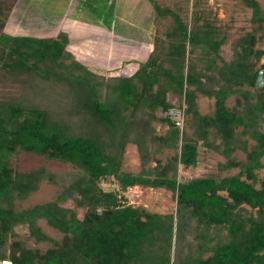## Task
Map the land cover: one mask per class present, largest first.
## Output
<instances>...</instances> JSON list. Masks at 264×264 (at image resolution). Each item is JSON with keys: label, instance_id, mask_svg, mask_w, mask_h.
<instances>
[{"label": "trees", "instance_id": "trees-1", "mask_svg": "<svg viewBox=\"0 0 264 264\" xmlns=\"http://www.w3.org/2000/svg\"><path fill=\"white\" fill-rule=\"evenodd\" d=\"M16 1L0 0V264H264V177L257 176L264 86L254 87L264 70V49H255L264 44L259 4L240 0L251 29L224 61L219 49L229 26L206 1L191 0L187 17L176 1L149 0L150 51L132 73L107 77L108 65L80 59L67 31L6 33ZM198 95L213 98L212 115H200ZM172 109L187 117L181 133L160 115ZM157 124L166 126L163 134ZM129 145L139 160L135 174L121 170ZM199 147L224 161L214 174L181 180L180 171L197 167ZM239 150L243 161L233 155ZM26 156L41 164L25 167ZM56 164L62 169L49 166ZM43 182L58 188L55 198L20 208ZM105 182L116 188L104 190ZM132 187L169 191L174 212L128 205L122 193ZM39 220L61 239L46 236ZM19 226L50 246H27Z\"/></svg>", "mask_w": 264, "mask_h": 264}, {"label": "rangeland", "instance_id": "rangeland-1", "mask_svg": "<svg viewBox=\"0 0 264 264\" xmlns=\"http://www.w3.org/2000/svg\"><path fill=\"white\" fill-rule=\"evenodd\" d=\"M28 2H33V0H24ZM145 1L144 4L146 6L149 4V9H152L151 3L149 0ZM156 1V0H154ZM181 4V7L184 9V15L187 17L191 11V0H173ZM206 1L207 7L210 11L216 16L218 22L220 24H225L229 26L228 35L221 45L219 49V55L224 61H229L231 59V46L232 43L237 39L239 35L243 32H247L251 29L250 23V10L245 8L240 0H203ZM261 10L264 12V0H255ZM81 2V3H80ZM104 0H90L89 3L93 4H102ZM128 0H119L117 2V6L115 8V12L110 13L109 10L103 9L102 7L88 9L84 7L82 1L74 0L72 9L70 10L69 15L65 20H62L60 27L55 26V30L53 25L48 23V20H55L59 18L61 15V11L64 9V6H57L55 8L51 7V3L44 1V0H34V5L37 6L36 14H33L35 20H28L24 19H14L16 22L10 20L6 33L18 35V36H32L38 37L45 35L47 30H52V32L64 31L68 33L74 44H83V48L79 49L78 47L72 48L73 50L78 53L80 59L85 60V58H90L94 64V66L100 67V62L104 63L105 60H109V57L112 53L113 56L118 55V57L125 56L127 60V55L131 51V44L133 41L141 40L142 38L149 32H145L148 27V21L146 18V10H141L139 2L134 1L129 3ZM141 4V3H140ZM101 6V5H100ZM83 7V8H82ZM33 9V8H30ZM143 9V8H142ZM34 10V9H33ZM52 10V11H51ZM115 13V16H114ZM62 17V16H61ZM38 18V19H37ZM38 20H41L40 22ZM103 20L105 23H103ZM38 21V22H37ZM105 24V26L101 25ZM111 26V29L109 28ZM104 30V32H98V28ZM17 28V29H15ZM54 30V31H53ZM109 30L113 33V40L116 41L118 39L123 40L118 47H114L113 49L109 48L110 43L109 40L111 39V35L109 36ZM51 32V34H53ZM146 37V36H145ZM149 40V36L145 38ZM81 38L88 39L92 41L83 40L81 43ZM123 38V39H122ZM128 45H125L126 43ZM255 49H264L263 43H256ZM81 50V51H80ZM88 53V54H86ZM89 55V56H88ZM128 61V60H127ZM264 64V56L258 62V65ZM112 66V65H110ZM108 72H106L105 76H112V75H124L130 74L129 72L132 71V67L129 68L127 63H122L121 66L117 68H106ZM169 101L174 105H178V101L175 97H169ZM235 102V97H230L226 105L232 106ZM196 103L198 106V112L200 115H212L214 110V100L213 98L205 97L202 95H198L196 99ZM185 108V106H183ZM160 113V112H159ZM165 116L164 114H161ZM186 116L183 117L186 120ZM157 134H163L166 131V126L157 124L155 125ZM183 129V128H182ZM185 132L190 133V130H186ZM218 142V141H216ZM249 145H252L253 142L251 140L248 141ZM198 153V164L197 167L190 171H180L179 178L181 180L188 178L189 176H203L207 174H214L215 164L217 162H223V157L213 151H206L202 147H199ZM171 154V152L167 153L164 152L163 157H167ZM234 157L238 161H243L245 159V153L242 151H236ZM163 157L161 161H163ZM261 162L264 164V156L261 159ZM21 163L25 167L30 166H37L41 164V161L37 160L36 158H32L30 156L23 157L21 159ZM155 163H151L153 166ZM51 168L54 169H62L60 165H49ZM139 160L137 156V152L134 146H127L125 150V154L122 161L121 170L124 172H129L135 174L139 171ZM258 178L264 177V169L257 172ZM101 187L104 190H111L115 189L116 186L110 185L108 182L101 183ZM58 193V188L48 184V183H41L39 190L29 196L27 200L22 202L19 206L20 208H27L36 204H43L46 202L52 201ZM126 203L133 207H140L145 209L151 213H158V214H169L174 212L175 209V202L173 201L171 194L169 191L163 189H149V188H140V187H132L128 188L124 193H122ZM66 207H70L71 203H66ZM83 211L78 212V217L81 218ZM37 225L41 229V231L48 236L52 240H60L62 234L58 231L49 227L44 220H39ZM18 238L24 241L27 246L31 248H37L40 250H45L50 246V243H35V241L28 236L27 229L25 227H17L15 229ZM2 264H5L4 262ZM8 264V263H7Z\"/></svg>", "mask_w": 264, "mask_h": 264}, {"label": "crops", "instance_id": "crops-1", "mask_svg": "<svg viewBox=\"0 0 264 264\" xmlns=\"http://www.w3.org/2000/svg\"><path fill=\"white\" fill-rule=\"evenodd\" d=\"M44 1H47V2L51 3V7H53V8H55L57 6H64V9L61 11V15H60L59 18H56L55 20H48L47 21L48 23H50V25H53L54 30L56 28L55 26H57V29H58V27H60V25L62 23V20L66 19L64 17H67V15H69V13H70V10L72 9V6L74 7V5H73V1L74 0H44ZM79 1H82L83 4H84V7L88 8L90 10L94 9L96 7H98V8L102 7L103 9L109 10L110 13H111V11L115 12V8H116L117 2L119 0H104V2H101L102 4H100L101 6L99 4L89 3L90 0H79ZM129 1H130L129 3L133 2V0H129ZM134 1H137V3L139 2V0H134ZM140 1H141L140 2L141 4L139 3V6H140L141 10H143V11L146 10L147 11L146 12L147 13L146 14V18H148L147 19V21H148L147 23H148L149 29L147 28L145 32L147 33V32H149V30L151 32L147 33L145 35L146 37L145 36L144 37L147 38L149 36V40H146L143 37L142 41L141 40H136L135 42L133 41L131 44H129L130 46H128V47H131V51L127 55L128 56L127 57L128 61L125 59V56H123V57H118V55L113 56V53H112V57L110 55L109 60L108 59L105 60L104 63L100 62L101 64H106V65H108L109 68H113L114 69V68H117L118 66L120 67L121 64L124 62V63L128 64L129 68L132 67V71L129 72V73H132L134 71L135 67H136L135 63L141 62V61H143L146 58L148 52L151 49V39H152L151 17H152V9H149V4L147 6H146V4H144L145 1H143V0H140ZM33 2H34V0H33ZM33 2H28V1H24V0H17L15 5H14V7H13L10 20L12 19L13 21H15L14 20L15 18L23 20V21H24V19L32 20V18H33V20H35L34 19L35 16L33 17V14H36L35 12L37 11V6H35ZM30 8H33L34 10L30 9ZM114 16H115V13H114ZM10 20H9V22H10ZM38 21L40 22L41 20H38ZM9 22H8V24H9ZM15 23L16 22H13V24H15ZM103 23H105L104 20H103ZM103 23H101V25H103ZM103 26H105V24ZM109 28L111 29V26ZM15 29H17V28H15ZM51 32H52V30H47L45 33L46 34H51ZM56 32H52V33L54 34ZM98 32H104V30L100 29V27H99L98 28ZM112 35H113L112 31L109 30V36L111 37V39L109 40L108 43H110V45H109L110 49L111 48L113 49L114 47H118V45H120L122 43V41H123V40L120 41V39L114 41L113 40L114 37ZM83 40H85V39L81 38V43H82ZM86 40L89 41L90 43H92V41L89 40V38L86 39ZM78 43L79 44H76V46L79 49L83 48V44H80V42H78ZM125 45H128V44L126 43ZM86 54H88V53H86ZM110 65H112V66H110ZM125 75H128V74H125Z\"/></svg>", "mask_w": 264, "mask_h": 264}, {"label": "built area", "instance_id": "built-area-1", "mask_svg": "<svg viewBox=\"0 0 264 264\" xmlns=\"http://www.w3.org/2000/svg\"><path fill=\"white\" fill-rule=\"evenodd\" d=\"M165 115L178 127L180 133L183 128V109H172L165 113Z\"/></svg>", "mask_w": 264, "mask_h": 264}, {"label": "water", "instance_id": "water-1", "mask_svg": "<svg viewBox=\"0 0 264 264\" xmlns=\"http://www.w3.org/2000/svg\"><path fill=\"white\" fill-rule=\"evenodd\" d=\"M262 86H264V70H259L254 81V87L258 88Z\"/></svg>", "mask_w": 264, "mask_h": 264}]
</instances>
